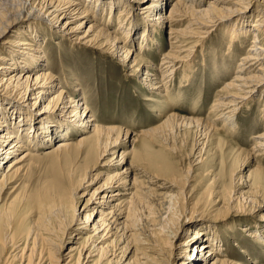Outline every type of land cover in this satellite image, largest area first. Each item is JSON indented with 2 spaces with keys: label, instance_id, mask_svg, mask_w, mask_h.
I'll list each match as a JSON object with an SVG mask.
<instances>
[{
  "label": "bare ground",
  "instance_id": "obj_1",
  "mask_svg": "<svg viewBox=\"0 0 264 264\" xmlns=\"http://www.w3.org/2000/svg\"><path fill=\"white\" fill-rule=\"evenodd\" d=\"M16 1L13 4V0V5L8 8L2 6L3 10L0 7V37L8 29L22 23L21 31L27 29L34 33L35 29V37L41 41L44 31H41L40 24L43 23L42 25L50 26L56 31L52 32L54 35L57 33L67 35L83 44L97 42L107 47V53L111 52L114 55L121 53L119 58L124 66L133 72H137L141 65L145 67V64L139 62L140 58L137 55L133 56L131 47L125 50V47L120 46L121 39L106 32L105 27H97V23L102 21L99 15L108 10L110 16L118 7L121 16L127 8L126 15H129L131 25L124 28L125 25L123 26L121 21L118 22L132 44L141 33V42L144 44L142 40L153 38L155 33L167 28L171 50L162 54L158 66L153 64L145 67L144 77H141L148 89L157 90L155 93L157 95L167 91V83L173 80L178 68L185 70L186 65L189 66L191 51L184 45L182 47L181 38L198 39L202 34L210 33L215 27L228 25L224 32L228 34L227 47L230 51L236 41L254 32L249 47L236 65L232 80L224 83L225 85L218 90L219 93L211 104L207 117L198 119L203 133L211 134L219 131L218 123L222 127H227L230 132L234 126H237L235 121L237 109L249 108L250 101L256 96L264 99V44L262 43L264 42V0H173L168 10L167 0H150L148 6H145L146 10L132 7L130 0ZM154 11H158V14L153 20L151 13H155ZM256 11L254 23L250 24L249 28L248 15ZM138 14L142 15L143 21H140L144 22L143 29L140 28L141 25H137ZM87 20L92 22L91 25L87 26ZM34 21H38L39 25L35 24V26ZM221 22L226 23L220 24ZM182 24L184 27L178 28ZM16 35L20 33L16 32ZM25 35L31 38L27 33ZM151 40L154 42L156 38ZM2 44L0 89L3 90L9 85L15 86L23 92L24 97L21 100H5L0 96V261L11 247L15 252L14 256L5 263L10 264L11 261L17 260L19 264H43L48 259V255L43 250L50 247L49 250L53 252L52 261L56 264H160L157 259H162L166 255L163 248L159 247L152 256L140 252L132 244L136 239L135 209L140 199L147 193L161 195L158 189L166 185L150 186L149 183L153 184L152 178L156 176H151L144 169L131 165L132 163L126 164L127 152L120 151L117 155V149L133 143L137 134L131 135L129 131L122 133L123 130H119L120 128L105 127L96 123L97 119L86 105L83 87L78 79L73 82L74 87H71L72 91L70 90L69 95L64 93L60 86L59 76L47 70L35 73V69L47 66L49 62V58L40 46L27 49L26 41H18L16 45L15 40H5ZM5 44L11 46H4ZM18 68L22 70L17 74L14 70ZM225 69L226 67L222 73ZM187 76L188 73L184 71L180 82L185 81ZM53 86L61 90L51 98L45 99V95H49ZM43 100H46V105L38 104ZM54 103L61 108L62 118L57 120H52L53 117L46 114V109ZM261 105L260 117L264 121V100ZM67 117L73 119L72 122L80 129L75 124L67 122ZM174 117L176 118L171 114L160 125L158 124L159 126L142 133L156 132ZM80 132L85 133L77 139H71V136ZM256 137L252 152L250 151L254 158L260 156V151L264 149V131ZM54 141L56 142L50 148H46L44 155L42 153L43 156L57 154L59 156L63 153L64 166H75L84 158L109 170L94 177L96 180L101 175H105V180L89 194L81 211L79 208L73 210V213L71 209L61 210L55 205L52 194L48 192L24 199L19 197L20 183L16 187L12 186L16 177L23 170L25 171L26 162L38 157L35 146H46ZM109 154L113 155L107 157ZM115 159H117L116 163ZM88 168L74 182L76 186L83 184ZM258 171L261 170L258 168ZM142 177L147 178V182ZM255 183L259 188L264 185L261 177H258ZM116 186L120 189L112 191L111 188ZM90 203L95 204L92 206L93 209H89ZM263 210L264 197L252 202L250 213L246 211L242 213H254L255 215L251 216L258 218L264 216V212L260 214ZM84 211L86 213L81 215L80 212ZM26 216L29 218L25 221L23 219ZM197 216L195 211L189 212L184 216L181 226L192 224L193 218ZM194 226L182 242L174 245L176 251L172 254L180 259L178 264H240L223 255L225 243H222L224 239L220 232L209 231L198 224ZM249 226L239 230L257 241L258 246L264 245V241L259 239V234ZM175 236L176 234L173 233L170 235L171 238ZM234 245L239 244L234 242ZM64 246L68 247L66 253H62ZM139 253L140 258H138Z\"/></svg>",
  "mask_w": 264,
  "mask_h": 264
},
{
  "label": "rangeland",
  "instance_id": "obj_2",
  "mask_svg": "<svg viewBox=\"0 0 264 264\" xmlns=\"http://www.w3.org/2000/svg\"><path fill=\"white\" fill-rule=\"evenodd\" d=\"M9 1L0 0V7L8 8L17 2ZM167 1L166 9L168 10L173 0ZM150 2V0H130V5L139 10H146L145 6H148ZM117 8L110 16L108 10L102 14L103 16L99 15L102 21L97 23V27H105L106 32L121 39L123 43L119 44L125 47V50L131 47L133 56L137 55L140 58L139 62L144 63L145 67L153 64L158 66L162 54L171 50L168 29L155 33L154 42H151L153 39L151 37L142 40L147 45L141 42L142 33L132 44L119 25L120 21L123 26L125 25L124 28L131 25L130 17L126 15L128 9L126 8V11L119 16L121 12L120 8ZM139 10L137 12L140 13ZM154 12L151 13L153 20L158 14V11ZM256 13L257 11L248 15L249 28L250 24L254 23ZM138 17L137 25H141L140 28L143 29L142 15L138 14ZM87 22V26L92 23L89 20ZM21 24L3 33L0 37V47H3L2 42L5 40H15L16 45L18 41H26L27 49L40 46L49 58V62L47 66L35 69L34 72L47 70L59 76L60 86L64 93L69 95L72 91L71 87H74L73 82L78 79L83 87L86 105L96 117V123L105 127L120 128L119 130H123L122 133L129 131L131 135L137 134L133 143L117 149V155L120 151L127 152L126 164L132 163L131 165L144 169L151 176H156L152 178L153 184L149 183L150 186L166 184L165 188L158 189V192L164 195L147 193L145 197H142L144 200L140 199L135 209L136 239L132 244L140 252L153 256L154 251L160 247L166 252L162 259H157L160 264H178L180 259L172 254L176 251L174 245L182 242L186 234L192 231L190 229L198 224L201 228L222 234L224 239L222 243H225L223 255L229 256L228 259L240 264H264V245L258 246L257 241L239 230L250 225L249 228L255 230L259 234V239L264 241V216L257 218L251 216L254 213H242V211L250 213L252 202L264 197V185L259 188L255 183L258 177L264 181V149L256 158L251 155L254 140L257 139L256 135L264 131V121L260 117V108L264 99L256 96L250 101L249 108L237 109L235 116L237 126H234L230 132L227 127H222L216 122L220 130L205 134L199 122L207 117L210 106L219 93L218 90L232 80L236 65L249 47L254 32L236 41L230 51L227 47L228 34L224 32L228 25L215 27L210 33L202 34V37L198 39L196 37L181 38L182 47L184 45L190 48V63L189 66L186 65L185 70L178 68L173 80L167 83V91L160 93L162 97L160 94H155L157 90L148 89L145 81H142L145 67L141 65L139 72H133L124 66L119 58L121 53L119 55L107 53V47L97 42L83 44L67 35H59V33L54 35L52 32L56 31H53L54 29L50 26L42 25L43 23L40 24V29L44 31V34L39 41L35 37V29L34 33L27 29L23 32ZM33 24L39 25V22L34 21ZM182 27L184 24L178 28ZM16 32L20 35H16ZM37 34L40 35L38 32ZM222 65L226 67L225 73H222L224 70ZM21 70L22 68H18L14 71L18 74ZM182 71L187 72L188 76L185 81L180 82ZM54 87L49 95H45V99L51 98L61 90ZM0 96L5 100H21L24 94L20 89L9 85L3 90L0 89ZM30 100L35 101V99ZM42 103L46 105L47 102L46 100L38 102V104ZM52 105L46 109V114L53 117L52 120L62 118L61 108L56 106V103ZM171 114L176 118L174 117L160 130L150 134L142 133L159 126ZM66 121L76 126V123L72 122L73 119L67 117ZM76 127L80 129L79 126ZM84 133H77L71 136V139H77ZM55 142L46 146H35L38 157L26 162L25 171L23 170L16 177L12 186L16 187L20 183L19 197L24 199L48 192L52 194L55 205L61 210L71 209L73 213V210L79 208L81 211L89 194L105 180V175H101L96 180L94 177L109 170L84 158L75 165L76 167L64 166L63 153L59 156L58 154L43 156L46 148H50ZM111 155L113 154L107 157ZM86 168L88 170L83 184L76 186L74 182ZM258 168L261 171H258ZM143 178L147 182V178ZM118 189H120L119 186L111 188L112 191ZM94 205V203L88 204L89 209H93ZM192 211L196 212V216H200L193 218L192 224L181 226L184 216ZM263 212L264 210L260 214ZM80 213L82 215L86 211ZM28 218L26 216L23 220L26 221ZM172 233L176 234L175 238L170 237ZM234 242L239 245H234ZM49 248L43 250L48 255V259L43 264H56L52 261L53 252ZM210 248H212L211 245ZM67 250L68 247L64 246L62 253H66ZM14 253L13 248H8L0 264H8L5 261L10 260ZM140 256L139 253L138 258ZM10 264H19V261H11Z\"/></svg>",
  "mask_w": 264,
  "mask_h": 264
}]
</instances>
